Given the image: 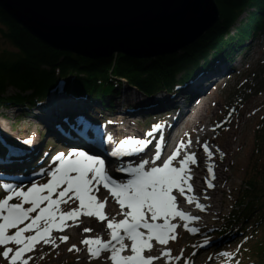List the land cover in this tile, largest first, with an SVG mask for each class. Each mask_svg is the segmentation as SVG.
Segmentation results:
<instances>
[{
    "label": "snow or ice",
    "instance_id": "obj_1",
    "mask_svg": "<svg viewBox=\"0 0 264 264\" xmlns=\"http://www.w3.org/2000/svg\"><path fill=\"white\" fill-rule=\"evenodd\" d=\"M160 124L152 126L146 136L157 133ZM31 144L32 140L24 141ZM148 141H129L127 148L138 145L147 146ZM181 141L175 151L157 165L160 159L159 146L154 158L145 160L135 167L119 169L129 177L118 181L113 178L106 168L105 159L99 152H91L87 147H73L67 153H58L53 157V166L45 173L46 183L28 180L27 185L21 180L17 184H5L4 195L0 198V258L6 264H29L32 253L38 245H50L54 250L59 247L53 233H63L68 227L78 226L79 218L92 217L102 223L108 239L101 233L88 236L81 240L89 259L100 258L107 253L106 259L110 264H154L161 257L171 264L173 259L171 250L161 252L160 256L150 253L154 245L167 246L170 241L177 239L178 224L172 221L179 218L184 221L183 227L191 232H198L197 228L189 225L198 219L178 206V196H184L189 204L196 203L201 211L205 206L200 204L190 181L191 165L199 161L195 153H188L180 166H174V161L182 149L191 144ZM125 145L121 144L112 155L116 156ZM203 150L208 158V187L214 188L216 180L214 159L210 146L205 143ZM151 163V167L147 165ZM113 198L119 205V215L109 218L105 211L107 197L103 200L97 196L99 187ZM26 189V190H25ZM13 200L18 202L12 203ZM68 221L72 223L69 224ZM93 227H85L84 233L95 232ZM60 243L69 240L67 235H59ZM210 241L205 240L208 244ZM69 252H79L76 245H72Z\"/></svg>",
    "mask_w": 264,
    "mask_h": 264
},
{
    "label": "rangeland",
    "instance_id": "obj_2",
    "mask_svg": "<svg viewBox=\"0 0 264 264\" xmlns=\"http://www.w3.org/2000/svg\"><path fill=\"white\" fill-rule=\"evenodd\" d=\"M246 19H248V16L244 14L237 20V23ZM5 31L6 28L0 23V52L5 51L15 53L16 51L14 47L2 35ZM232 32V29H230L229 34ZM257 38L253 44H250L251 42H249L243 52L236 56V63L232 65V71H224L225 73L220 75L215 73L216 75L213 74V77L210 76L212 75L210 72L205 73L204 71L199 72V70L194 71V73H196L194 76L195 79L188 80L187 83L193 85L197 81L206 80L208 77L213 78L204 88V91L207 90L205 95L202 96L205 100L196 106V108L200 106L204 107V122L202 120L198 125L199 128H195L192 133L189 130V126L186 125L185 131L188 133L187 137H181L177 143H174L175 147H173L172 143L169 145L173 149H176L181 141L188 144L189 139L192 143H196L198 146H203L207 143L214 154V159L217 162V165L230 171L228 174L231 177V184L227 186L229 193L224 195V202L221 204L220 212H216L215 214L210 212L209 217H204L203 221L194 225V228H197L198 231L201 232L203 230V234L216 227H221L226 223V220L237 206L236 203L238 202V198L241 193H243L242 189L244 182L246 184V181L248 182L250 177L255 174L253 171L255 170V164L262 161L260 162V165L264 166V154L259 157L256 152L259 148V143L261 140H264V132L262 134L259 133L261 129L264 128V34L259 36L258 39ZM179 75V72L175 74L176 77ZM220 76H223V78ZM212 84L214 85L210 87ZM123 91L124 94L122 99L126 98V100L124 99V102L120 101L122 99L116 100L122 105V112L125 111V106L128 104L127 102L132 103L135 99L142 102L139 107L134 109L133 114L130 117L129 115L121 114L123 116L122 119L129 122L128 127L132 131V134H136V137L141 140L145 137L143 131L147 129V127L138 128L136 124H140V126L141 124L147 125V123L144 122L145 118L155 119L160 116L161 112L151 114L149 111L150 106H143L152 100L144 98L142 95L131 89ZM11 93V89H6V95H10ZM164 95L165 94L158 91L152 96L157 98L160 96L163 97ZM19 111L20 110L12 107H0V131L3 135L10 137L28 134L37 136L39 140L38 147H41L43 138L40 139L42 135L38 124L33 122V119L20 115ZM118 117L120 116H113L114 119ZM107 120V122L101 121V123L103 124V128H107L112 135H116V137L118 136L119 139L116 140L115 143L119 142L121 138H125L123 135L119 134L120 132L118 131V126H116V124L112 126L114 120H112V118ZM131 121L136 124L133 125ZM167 121L168 120H165L164 123ZM203 128H205L204 131H206V134L201 132L200 129ZM155 136L156 134L153 136V139ZM152 143L157 145V142L153 141ZM191 144L187 148L181 150L180 155L177 157L176 161H174L176 166L179 167L180 161L188 153L193 152ZM162 146L163 144L159 147V152H161ZM55 147L56 146L51 147V154L52 151L57 153ZM153 149L155 148L152 147V150H149L148 154L145 155V157H142V159L145 158L146 160H150L154 158L156 150ZM151 155L153 156L150 158ZM258 158L261 159L256 162ZM46 182L47 178L42 183ZM3 195L4 193L0 190V196L3 197ZM105 195H107V193L103 187L100 186L97 196L102 199ZM257 216V214H253L245 223L244 233L238 236L239 238H236L234 241H226L228 242V250L230 252L234 253V250L240 246H245L246 244L253 246L257 240L264 236V222L258 225H255L254 223ZM90 219L92 218L81 216L79 218L78 226L66 228L65 234L69 237V240L65 243L58 242L59 247L55 250L50 245H38L32 253L28 254L32 257L29 264H107V262L98 261L97 258L89 260L88 257L85 256L87 254V249L81 244V240L88 236H94V234L84 233L83 229L85 227L83 226L86 225V227H93L98 224L96 222L93 223ZM68 223L71 224L72 222L68 221ZM100 225L103 227L101 223ZM185 232L186 230L181 231L180 236L178 232L177 239L174 240L172 245V257H179V262L177 264L182 262L183 264L189 263V259L192 258L191 249L197 248V243L203 241L200 240L202 238L194 237ZM219 242L216 239H212L211 241L216 247L225 246L220 245ZM72 245H76L80 251L69 252L68 249ZM246 249H248V246ZM243 252H245L244 248L240 255L237 256V261H235V263L264 264V254L263 257L259 256V259L256 257V259H245V256H242ZM206 260V257L196 258V260L193 261V264H203V261ZM0 264H6V262L0 258ZM171 264H176V259H173Z\"/></svg>",
    "mask_w": 264,
    "mask_h": 264
},
{
    "label": "trees",
    "instance_id": "obj_3",
    "mask_svg": "<svg viewBox=\"0 0 264 264\" xmlns=\"http://www.w3.org/2000/svg\"><path fill=\"white\" fill-rule=\"evenodd\" d=\"M215 1L220 10V20L214 28L176 55L147 61L131 60L121 55L90 61L52 51L26 34L0 11V23L6 28L2 35L16 51L0 52V107L22 102L16 91L22 95L29 92L26 97L33 95V100L39 99L35 97L42 98L61 80L65 82L66 92L99 101L107 111L113 106L111 100L106 103L108 97L119 94L118 82L124 81L143 97L163 90L169 92L176 83L193 77L196 74L193 71L201 66L207 69L204 66L209 65L211 58L231 60L243 52L250 41L264 34V0ZM244 14L248 19L237 23ZM230 29L233 31L231 34ZM178 72L180 75L176 77ZM8 88L13 90L10 95L5 94ZM263 129L260 134L264 132ZM258 147L256 152L261 157L264 154V140ZM260 162L255 164V174L246 184L244 182L237 206L223 227L224 233L232 229L242 233L245 223L253 214L258 215L254 220L255 225L264 220V166ZM251 246L246 251L248 256L253 255L258 259L259 256L263 257L264 236Z\"/></svg>",
    "mask_w": 264,
    "mask_h": 264
},
{
    "label": "water",
    "instance_id": "obj_4",
    "mask_svg": "<svg viewBox=\"0 0 264 264\" xmlns=\"http://www.w3.org/2000/svg\"><path fill=\"white\" fill-rule=\"evenodd\" d=\"M0 11L44 47L90 61L173 56L220 20L215 0H0Z\"/></svg>",
    "mask_w": 264,
    "mask_h": 264
},
{
    "label": "bare ground",
    "instance_id": "obj_5",
    "mask_svg": "<svg viewBox=\"0 0 264 264\" xmlns=\"http://www.w3.org/2000/svg\"><path fill=\"white\" fill-rule=\"evenodd\" d=\"M71 79H69V80H71ZM209 82H210V80H205V81L202 80L199 82L197 81L195 84L192 85V88L189 89V92H193V93H196L197 95H199L201 93V90L202 89L204 90V88L209 84ZM174 88L176 91L179 90V89L177 90V87L175 85H174ZM131 89L135 90L134 88H131ZM206 91L207 90H205L201 94L205 95ZM15 93L17 94V97H19L21 101H32L33 100V98H31L33 95L26 97L28 95L26 92H25V95L24 94L22 95V93H20L19 91H16ZM162 93L165 94L163 96L164 98L161 96L156 98V97H153L152 96L153 94H152L151 95L152 97L149 96L148 99L152 100L151 104L155 105L152 108H154V110H157L158 113L161 112L160 115H162V113L166 112L165 117L167 118L169 110L173 107V103H171L170 100L166 98L167 97L166 94H168V90H163ZM202 96L199 99H202L203 98ZM188 97H189V95L187 96V94H185L184 99L186 100V99H188ZM35 98L36 99L37 98L42 99L41 97H35ZM115 98H117V97H115ZM113 99H112V96H110V99H108L106 102H109V100H111L113 102ZM124 99L126 100V98H124ZM124 99H122L120 101L124 102ZM135 101H137V100L135 99ZM195 102H197V101H195ZM49 103H54V105L52 104L50 107L53 109L54 106L61 105L63 102L57 101L54 98H52L51 102H49ZM127 103L131 104L130 102H127ZM137 103H142V102H137ZM117 104L121 105L120 102H117ZM180 104L181 105L183 104L182 100H180ZM193 105H194V102H193ZM81 107L83 108L84 111H86L89 115H91L89 109L86 108L85 105L81 104ZM48 111H46V112H48ZM179 111H180V109H179ZM203 112H204V107H202V106L197 107V108L192 107L191 111L190 110L187 111L188 114H186L187 115L186 120L183 122V124L179 125L175 129L176 132L174 133L173 140H172L173 141V147H175L174 143L176 142V140L178 141L179 139H181V137H184V136L187 137L188 133L185 131L186 125L189 126V130L191 131V133L195 128H199L198 125L202 122V120L204 122V119H205V118H203L204 117ZM33 115L39 116L38 122L41 123V125L45 126L43 119L41 121V117H43V112L41 110L40 111H34ZM46 115L48 117H51L50 114H45V116ZM82 120H83V118H82ZM55 121H57V120H55ZM74 123L79 126L80 134L85 135L87 137H90L97 144L107 143L108 147L110 148L112 142L110 141L108 136H106L103 133L99 134V133H93L92 131H90L89 130L90 123L88 122V120H86V119L84 120L85 126L81 122H79V120H75ZM188 123H189V125H188ZM116 124L118 126L117 127L118 131L122 135L127 136L126 141L123 140V143L126 145L125 146L126 149H125V152L117 158L118 160L116 158L114 160L109 159L108 162H106V168L110 169V166H112V165H113V167H115L114 163H115V165H116V163H119V165L121 164L120 166L114 168L115 174H113L111 172L112 176L115 179L121 181V179H125V178L128 179L129 177L127 176V174L125 172L120 171L119 169H126V168L130 167L131 165H133L134 162H136V160L138 158L145 157V155L148 154V149H147V147H145L147 150L142 148V149H144V151H147V152H145L147 154H144L143 151H141V149L138 150V146L131 148V149L127 148L128 142L130 140L131 141H134V140L141 141V140L136 137V134H132V131L128 127V124H129L128 121H124L123 119H119L116 121ZM44 128H48L50 136L54 135V133L52 132V128L54 129V123H52V121H48V125H46V127H44ZM200 130H201V132H203V134H206L205 133L206 131H204L205 128L200 129ZM131 136H133L134 140L131 139ZM170 137H171V135H170ZM40 139H42V137ZM42 140H44V139H42ZM34 144H35L34 146H38V144H39L38 138L35 139ZM158 146L161 147L160 145H158ZM164 146L165 147H163L161 149V152L162 151H163V153L166 152L165 158L162 159L160 157V159L156 162L157 165H161L163 163V161L166 160L171 155V153L173 152L169 148V143L164 144ZM191 146H192L191 148L193 151L192 153L196 154L199 163L191 165V169H192L191 175H192L193 179L190 181V183H192V185H193L194 192L188 193V195H195L197 197V200L199 201V203L205 206V210L201 211L200 209H198L196 207L195 202H193L192 204H189L184 196H178V206L181 210H183L189 214H192V212H193V216L198 217V219L195 221V223H196L198 221L204 220L203 219L204 217H209L210 212H212L214 214L216 212H220L219 210L221 209L220 208L221 204H223V202H224V200H223L224 195L229 193L227 186L229 184H231V177L228 174V173H230V171L225 170L223 167L217 165V162L215 161V159H213L211 161V163H213L215 165L216 180L214 181L215 187L209 188L208 187V178H209L210 174L208 172L209 161L207 158V154L204 152L202 145L198 146L196 143H192ZM152 147L155 148L154 146H150L149 150H152ZM153 150L157 151V147ZM104 151L106 154V151H108V149H105ZM110 152H111V149H110ZM153 155H151L150 158ZM213 157H214V154H213ZM11 158H12V160H11L12 165L21 164L24 162V160H26L28 163H33V161L36 162L38 160L37 153L33 152V150L28 155H26L25 157H19L18 155H11ZM145 160L146 159L144 158L142 160V162ZM151 166H152L151 163H149L147 165V167H151ZM6 169L8 171H11V168L9 166H7ZM105 211L108 214L109 218H111L112 216H116L117 219L121 218L119 215H117V213H119V211H120L119 205L116 204L113 199H107ZM90 220L93 223H95V222L98 223V224L93 226V228L96 229L95 232H92L94 234V236L97 233H101L103 235L104 239H108L107 232L100 225V222H97L95 220V218H92ZM172 222L179 225V227L177 228V234L179 232V236H180V232L185 229L183 227L184 221L177 218L176 220H174ZM83 227H86V225H84ZM65 231L66 230H64L63 233H55V232L53 233V236L57 238V244L59 242L58 236L61 234L66 235ZM76 232H77V229H76ZM199 236H203L202 233L199 234ZM205 236H209V235H205ZM173 243H174V241H170L167 246H160V245L156 244V245H154V248L152 249V251L150 253H146V254L160 256L161 252H163L165 250H171V253L173 254V251H172ZM107 255H108L107 253H102L101 257L97 258L98 261L100 260V262H105V263L107 262V264H110V261H108L106 259ZM85 256H87L89 259L88 253ZM92 260H94V259H92ZM154 264H168V261L166 258L161 257L160 259L156 260L154 262Z\"/></svg>",
    "mask_w": 264,
    "mask_h": 264
}]
</instances>
